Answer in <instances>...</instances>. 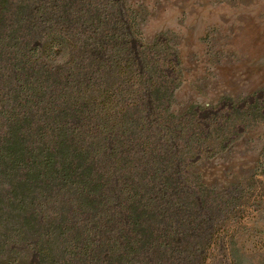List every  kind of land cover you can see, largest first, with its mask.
<instances>
[{
	"label": "trees",
	"instance_id": "obj_1",
	"mask_svg": "<svg viewBox=\"0 0 264 264\" xmlns=\"http://www.w3.org/2000/svg\"><path fill=\"white\" fill-rule=\"evenodd\" d=\"M136 33L124 0H0L1 264L213 260L230 195L190 166L229 114L169 112L177 51Z\"/></svg>",
	"mask_w": 264,
	"mask_h": 264
},
{
	"label": "rangeland",
	"instance_id": "obj_2",
	"mask_svg": "<svg viewBox=\"0 0 264 264\" xmlns=\"http://www.w3.org/2000/svg\"><path fill=\"white\" fill-rule=\"evenodd\" d=\"M124 1L136 38L150 43L164 35L177 51L181 81L169 112L198 107L212 121L229 114L227 125L222 119L210 128L211 150L190 166L206 187L230 195L216 213L209 264H264V107L251 106L242 130L230 108L264 87V0ZM255 115L263 118L252 122Z\"/></svg>",
	"mask_w": 264,
	"mask_h": 264
}]
</instances>
